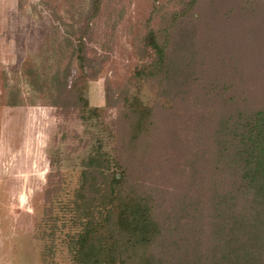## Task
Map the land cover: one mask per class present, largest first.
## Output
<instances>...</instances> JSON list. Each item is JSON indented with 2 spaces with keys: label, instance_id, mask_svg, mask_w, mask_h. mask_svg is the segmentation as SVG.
<instances>
[{
  "label": "rangeland",
  "instance_id": "374dc122",
  "mask_svg": "<svg viewBox=\"0 0 264 264\" xmlns=\"http://www.w3.org/2000/svg\"><path fill=\"white\" fill-rule=\"evenodd\" d=\"M150 31L169 41L158 78L142 71ZM134 98L153 108L146 145L129 143ZM84 100L100 110L88 122L74 104ZM260 106L264 0H0V264H74L62 206L79 186L87 139L108 134L104 122L127 179L153 196L165 224L157 264H209L222 248L206 206L215 135L222 117ZM56 149L68 157L57 197L47 190Z\"/></svg>",
  "mask_w": 264,
  "mask_h": 264
},
{
  "label": "trees",
  "instance_id": "16d2710c",
  "mask_svg": "<svg viewBox=\"0 0 264 264\" xmlns=\"http://www.w3.org/2000/svg\"><path fill=\"white\" fill-rule=\"evenodd\" d=\"M147 43L154 56L142 71L158 78L168 62V36L161 41L150 31ZM127 99L124 115L131 120L129 143L146 145L150 138L141 140V137L152 134L153 108L135 98ZM74 104L86 122L99 115V108H92L86 100ZM103 125L108 134L87 139L85 147L89 149L81 160L79 186L62 206L67 215L63 228H69L67 242L72 261L74 264H157V247L165 241V224L156 214L153 196L130 184L128 167L118 147L120 138H110L113 126L105 122ZM215 137L218 138L216 172L211 175L216 183L206 206L210 202L207 212L216 227L212 235L222 248L206 255L207 261L264 264V107L222 117ZM67 158L57 149L50 155L49 196L57 197L61 192L64 179L58 174ZM49 212L52 215L54 210L50 208ZM51 219L53 229L47 234L55 237L59 215ZM161 254L166 257L162 250ZM161 254L159 259L163 258ZM194 257L204 259L196 254Z\"/></svg>",
  "mask_w": 264,
  "mask_h": 264
}]
</instances>
